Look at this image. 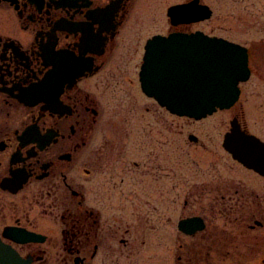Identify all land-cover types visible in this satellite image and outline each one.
Listing matches in <instances>:
<instances>
[{"label": "flooded vegetation", "instance_id": "flooded-vegetation-1", "mask_svg": "<svg viewBox=\"0 0 264 264\" xmlns=\"http://www.w3.org/2000/svg\"><path fill=\"white\" fill-rule=\"evenodd\" d=\"M164 2L0 0V240L31 264H264V0H240L241 43L221 36L250 70L229 128L188 133L174 166L140 82L149 22L190 32Z\"/></svg>", "mask_w": 264, "mask_h": 264}, {"label": "water", "instance_id": "water-1", "mask_svg": "<svg viewBox=\"0 0 264 264\" xmlns=\"http://www.w3.org/2000/svg\"><path fill=\"white\" fill-rule=\"evenodd\" d=\"M211 9L194 0L170 7L171 24L206 21ZM140 72L141 91L170 114L202 120L217 110L230 109L240 98L239 84L250 78L247 51L243 46L202 31L170 33L148 40ZM238 127L231 123L223 145L237 159ZM245 136V135H244ZM245 136L244 142H254ZM9 231V230H8ZM21 231V232H20ZM10 229L7 237L18 243L37 241L38 235ZM0 264H31L0 240Z\"/></svg>", "mask_w": 264, "mask_h": 264}, {"label": "rangeland", "instance_id": "rangeland-1", "mask_svg": "<svg viewBox=\"0 0 264 264\" xmlns=\"http://www.w3.org/2000/svg\"><path fill=\"white\" fill-rule=\"evenodd\" d=\"M176 2H186V0H165L163 6V15L166 17V7ZM203 4H207L211 7L213 14L212 18L200 22L194 25H189L187 28H184V31H198L201 30L205 34H211L215 36H223L230 38L235 42H242L244 35H242V25L240 22V17L242 14L240 0H201ZM251 2V0H249ZM169 24L165 21H160L157 25H154L152 21L149 22L147 26V39L157 33H167L169 29ZM142 53V52H141ZM245 89V88H244ZM140 97L143 96L140 94ZM245 95L243 94L242 100L244 101ZM241 100V101H242ZM141 108L143 103H141ZM152 110H155V121H156V131H157V141H158V151H159V161L164 166H174L178 165L179 160L182 158H168L165 154H172L173 151L181 148H191L189 147L186 141V135L188 133H203L205 130L213 132L214 134L222 135L223 131L228 129V123L231 119L232 112H218L212 117H209L207 120L202 121L201 123L194 124L185 119H178L174 116H171L166 110L160 108L155 102L154 107H151ZM143 110V109H142ZM141 110V111H142ZM251 111L250 107L248 109ZM143 112V111H142ZM165 122V123H164ZM174 123L173 127L176 129V132L169 133L162 130L164 127L162 124ZM161 131V132H160ZM212 135V133H211ZM168 137V138H167ZM221 140V137H219ZM167 141V143H165ZM220 144V143H219ZM162 157V159H161ZM157 249V255L162 253Z\"/></svg>", "mask_w": 264, "mask_h": 264}]
</instances>
